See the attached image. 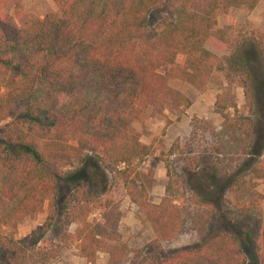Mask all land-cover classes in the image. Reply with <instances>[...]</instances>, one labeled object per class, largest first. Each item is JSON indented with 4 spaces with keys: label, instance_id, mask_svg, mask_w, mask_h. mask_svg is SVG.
Masks as SVG:
<instances>
[{
    "label": "trees",
    "instance_id": "trees-1",
    "mask_svg": "<svg viewBox=\"0 0 264 264\" xmlns=\"http://www.w3.org/2000/svg\"><path fill=\"white\" fill-rule=\"evenodd\" d=\"M259 1L53 0L54 12L27 16L12 28L3 9L14 0H0V123L18 109L0 125V264H51L62 248L90 264L96 252H104L108 264L127 254L128 264H264V208L256 189L258 181L264 186V125L246 131L234 105L232 113L218 105L221 128L205 131L216 140L207 142L211 166L204 188L187 189L195 199L185 197V180L168 163L157 204L147 201L142 185L126 190L152 221V241L126 250L108 198L110 180H131L149 153L131 124L148 108H187L189 99L167 81L203 88L221 68L217 54L243 44L248 24L228 11L250 10ZM158 11L167 17L151 21ZM216 15L224 17L218 27ZM250 28L264 65V27ZM258 110L264 116V106ZM69 142L78 166L65 179L53 165L56 150ZM64 182L72 186L61 201ZM206 204L211 209L201 207ZM42 205L45 219L36 232L16 238L19 218ZM55 227V245L39 246ZM188 230L198 234L194 242L160 250V241Z\"/></svg>",
    "mask_w": 264,
    "mask_h": 264
},
{
    "label": "rangeland",
    "instance_id": "rangeland-1",
    "mask_svg": "<svg viewBox=\"0 0 264 264\" xmlns=\"http://www.w3.org/2000/svg\"><path fill=\"white\" fill-rule=\"evenodd\" d=\"M54 11L53 0H14V3L3 9L8 17V26L12 28L21 26L27 16L41 18L44 14ZM228 14L236 22L248 24L240 34L243 40L242 46L236 51L225 49L221 53H216L221 59V68L212 72L204 87L199 90L178 78L167 81L172 90L178 91L189 99L190 105L183 110L163 109L161 112L148 108L141 120L131 124V129L136 132L139 141L149 145V153L134 167V175L129 176L131 180L128 179L126 182L115 178L110 180L108 195L118 212L119 218L116 225L118 240L126 245V250L129 252L152 241L155 238V232L152 221L143 211L130 203L126 195L127 189L134 190L135 187L142 185L147 201L157 204L164 196V186L167 181L164 167L168 163L173 173H179L184 178L188 192L185 197L195 199L190 191L204 188L210 172L211 165L207 161L209 153V149L206 148L207 142L212 143L216 140L215 135L213 137L210 132L209 135L205 131L215 133L221 128L222 117L216 110L217 106H227V111L232 113L233 108L229 106L234 105L237 111L235 114H239L240 119L244 121L246 131H259L264 125V116L258 110L260 106H264V65L257 55V48L249 32L250 27L258 29L264 27V0H260L250 10L242 7L232 8ZM152 16L151 21L167 17L161 11ZM215 21V27H218L224 23V17L216 15ZM17 113V108L10 109L7 118L0 125L8 121L10 119L8 117L17 116ZM246 120H249V125ZM197 131L203 132L200 134ZM55 154L53 169L62 178L71 177V172L78 166L77 149L72 142H69L57 149ZM71 186L68 182L61 183L59 196L61 201H65ZM189 188L190 191H188ZM256 189L262 193L259 205L264 208V186L260 181ZM44 205L40 211L28 213L19 218L16 224V238L36 232L37 227L45 219ZM201 207L211 209L208 204ZM216 226L218 224H215L213 228L215 229ZM73 228L74 225L71 224L68 230L71 231ZM58 235V227L48 230L39 242V246L55 245ZM197 238L196 231L188 230L174 239L160 241L159 248L161 251L173 250L188 245ZM128 255L116 264H128ZM94 258L91 264H108L104 252H96ZM51 264L90 263L78 257L73 248H62ZM135 264H143V262L137 260Z\"/></svg>",
    "mask_w": 264,
    "mask_h": 264
},
{
    "label": "crops",
    "instance_id": "crops-1",
    "mask_svg": "<svg viewBox=\"0 0 264 264\" xmlns=\"http://www.w3.org/2000/svg\"><path fill=\"white\" fill-rule=\"evenodd\" d=\"M143 144H146V143H144V142H142Z\"/></svg>",
    "mask_w": 264,
    "mask_h": 264
}]
</instances>
